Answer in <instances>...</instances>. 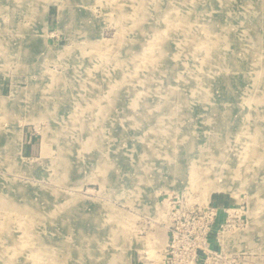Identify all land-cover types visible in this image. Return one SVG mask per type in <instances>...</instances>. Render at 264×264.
Wrapping results in <instances>:
<instances>
[{
  "label": "rangeland",
  "instance_id": "374dc122",
  "mask_svg": "<svg viewBox=\"0 0 264 264\" xmlns=\"http://www.w3.org/2000/svg\"><path fill=\"white\" fill-rule=\"evenodd\" d=\"M180 214L264 264V0H0V264H172Z\"/></svg>",
  "mask_w": 264,
  "mask_h": 264
},
{
  "label": "built area",
  "instance_id": "2783aa9c",
  "mask_svg": "<svg viewBox=\"0 0 264 264\" xmlns=\"http://www.w3.org/2000/svg\"><path fill=\"white\" fill-rule=\"evenodd\" d=\"M183 221H187V216L183 214L175 215L168 228L170 237L165 253L168 254L172 264H194V261H196V254H190L188 250L192 242L186 233L183 232Z\"/></svg>",
  "mask_w": 264,
  "mask_h": 264
},
{
  "label": "bare ground",
  "instance_id": "6f19581e",
  "mask_svg": "<svg viewBox=\"0 0 264 264\" xmlns=\"http://www.w3.org/2000/svg\"><path fill=\"white\" fill-rule=\"evenodd\" d=\"M262 7H263V6H262ZM111 46H112V45H111ZM210 48L214 49V47H210ZM110 50H111V49H110ZM111 51H112V50H111ZM150 52H151V51H150ZM150 54H151V53H150ZM160 55H161V54H160ZM144 57H145V56H144ZM153 59H154V58H153ZM149 60H150V59H149ZM150 64H151V63H150ZM135 73H136V72H135ZM123 76H124V75H123ZM123 82H124V81H123ZM114 85H115V84H114ZM121 85H122V84H121ZM122 86H123V85H122ZM204 89H206V88H205V85H204V86H201L200 90L203 91ZM201 91H200V92H201ZM63 92H64V91H63ZM184 107H185V106H184ZM204 140H205V139H204ZM123 256H124V255H123Z\"/></svg>",
  "mask_w": 264,
  "mask_h": 264
}]
</instances>
